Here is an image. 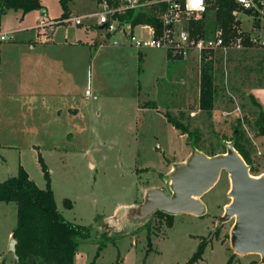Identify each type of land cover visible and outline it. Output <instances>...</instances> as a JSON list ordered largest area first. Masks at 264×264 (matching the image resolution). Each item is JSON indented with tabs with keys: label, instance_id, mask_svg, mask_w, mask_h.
I'll use <instances>...</instances> for the list:
<instances>
[{
	"label": "rangeland",
	"instance_id": "1",
	"mask_svg": "<svg viewBox=\"0 0 264 264\" xmlns=\"http://www.w3.org/2000/svg\"><path fill=\"white\" fill-rule=\"evenodd\" d=\"M42 5L25 15L9 11L1 17V28L14 38L0 45L2 52L13 49L11 56L17 58L20 45L46 34L42 20L57 23V41L80 38L90 45L65 48L64 58L77 76L73 93L43 103H29L7 90L6 81L12 78L0 57V183L17 176L22 167L45 189L43 161L58 211L66 220L92 228L90 242L81 244L74 264H92L102 245L96 264H115L119 255L122 264H187L203 239L209 245L196 264H262L259 255L234 253L230 239L235 218L218 223L232 201L227 172L200 198L202 216L175 215L168 228L167 217L156 212L143 216L140 209L150 189L172 195L173 167L186 163L193 153L224 154L228 144L237 142V131L252 176L264 175V137L256 124L261 110L251 95L254 87L264 85V47L246 44L241 50L217 52L199 66L163 50L113 46L89 21L83 26L60 22V0H42ZM69 9L71 18L97 10L94 0H74ZM238 18L237 27L251 29L248 15ZM203 20L204 32L217 29L216 10L193 21ZM191 22L185 26L189 31ZM136 34L145 36L141 29ZM94 43L97 48H90ZM208 64L215 89L209 111L200 104L202 71ZM87 91L93 94L88 99ZM167 115L188 132L183 134ZM0 203V264H16L7 249L9 233L17 225V205Z\"/></svg>",
	"mask_w": 264,
	"mask_h": 264
},
{
	"label": "trees",
	"instance_id": "2",
	"mask_svg": "<svg viewBox=\"0 0 264 264\" xmlns=\"http://www.w3.org/2000/svg\"><path fill=\"white\" fill-rule=\"evenodd\" d=\"M72 1L74 0H60L64 11L60 22L70 18L69 3ZM42 8V0H0V19L9 11H21L25 15ZM235 9H238V5L233 0H218L217 2L215 9L216 26L224 30L227 38L232 33L234 24H236L233 15ZM205 17L206 15L203 18ZM128 19H132L134 24L149 23L160 28L159 20L149 13H131ZM190 24L192 36H204L212 33L204 32V20L201 22L192 21ZM238 24L240 22L237 21ZM258 25L260 24L258 23ZM246 44L250 45L249 42ZM214 95L213 68L211 64H208L202 71L201 109L207 111L213 109ZM252 101L261 110L256 124L259 134L264 137V111L254 97ZM167 118L171 124L182 130L183 134L188 132L180 122L172 119L170 115H167ZM236 137L237 142L234 141L232 145L249 166L252 175V168L248 162L247 154L239 144V131L236 132ZM214 156L217 155L212 157ZM41 164L47 180L45 189H40L29 178L28 173L22 167H20L17 176L0 183V202L15 203L17 205V225L13 231V238L17 241L16 254L19 258L16 264H74L81 244L90 242L92 228L70 222L58 211L55 194L50 185L48 169L42 160ZM66 205L72 207L69 200L66 201ZM156 213L167 217L168 228L173 227L174 215L160 211ZM148 245L152 246L150 236H148ZM208 245V241L203 239L187 264L198 263L202 259ZM103 246H99L92 264H96ZM232 260L233 257L230 261L232 262ZM118 261L119 259H117L115 264H120Z\"/></svg>",
	"mask_w": 264,
	"mask_h": 264
},
{
	"label": "built area",
	"instance_id": "3",
	"mask_svg": "<svg viewBox=\"0 0 264 264\" xmlns=\"http://www.w3.org/2000/svg\"><path fill=\"white\" fill-rule=\"evenodd\" d=\"M233 1L238 5V9L233 12L236 22L241 13L248 15L253 22L249 30L234 24L228 38L222 28L204 36H192L191 31L185 27L187 23L215 10L218 0H95V12L88 16L70 17L64 22L83 26L89 21L96 30L110 39L113 46L129 45L138 51L163 50L172 57L193 59L200 66L206 57L221 51L244 49L247 42L254 47H264V0ZM131 13L153 15L159 20L160 28L149 23L134 24L132 19H128ZM56 24L46 25L44 20L41 22L46 29ZM137 29H141L145 36H138ZM12 39V33L4 31L0 24V43ZM86 96L92 97V93L87 91Z\"/></svg>",
	"mask_w": 264,
	"mask_h": 264
},
{
	"label": "water",
	"instance_id": "4",
	"mask_svg": "<svg viewBox=\"0 0 264 264\" xmlns=\"http://www.w3.org/2000/svg\"><path fill=\"white\" fill-rule=\"evenodd\" d=\"M223 172L230 175L232 201L218 223L235 218L230 239L234 253L259 255L264 264V175L252 176L249 166L232 144H228L225 154L208 157L193 153L186 163L178 164L170 175L172 195L150 189L141 206V215L157 211L174 216L204 215L205 207L200 198L218 182ZM16 245L17 241L11 238L7 254L18 262Z\"/></svg>",
	"mask_w": 264,
	"mask_h": 264
},
{
	"label": "crops",
	"instance_id": "5",
	"mask_svg": "<svg viewBox=\"0 0 264 264\" xmlns=\"http://www.w3.org/2000/svg\"><path fill=\"white\" fill-rule=\"evenodd\" d=\"M88 15L89 14L84 16ZM90 25H92V23H90L89 26ZM57 26L58 25L46 29V34L36 40L25 41L24 43L28 44L23 43V45H20L21 49L18 50V54L15 56L17 58L15 59L11 56V53L14 51L13 49L10 50L6 47L7 49L5 52L0 50L3 54V56L0 57H4L5 59L4 66L6 75L9 74V77L11 76L12 78V80L6 81V88L7 90H10V92H14L18 98L23 99L24 101L29 103L42 101L43 103L53 99L59 100L67 98L73 93L75 78L77 76H75V73L73 74L74 70L69 66L62 52L65 48L74 46L86 47V45H90V43L87 41L83 42V39L80 38H78V41H69L67 39L64 42L57 41L55 39ZM85 27L86 26H84L83 29L87 31ZM85 33L86 37L85 35L84 37L87 38L88 32ZM13 40L14 38L10 42ZM0 45H2V43H0ZM93 47L95 49L97 48L95 43L90 46V48ZM251 95L262 106L264 111V85L254 87ZM62 109L63 107H61V110ZM64 109L66 108L64 107ZM44 133L50 134V131H44ZM36 149L40 153V148L36 147ZM173 170L174 167L170 172L172 173ZM230 204L231 201H229L226 206H229ZM136 207L137 206L134 208ZM134 208L130 209L132 213L136 211ZM224 213L225 211H223L222 215H224ZM14 229L9 233L8 237L10 239L13 238ZM134 257L135 259L137 258V252H134ZM119 258V260H121L120 264H122L123 260L120 255Z\"/></svg>",
	"mask_w": 264,
	"mask_h": 264
}]
</instances>
